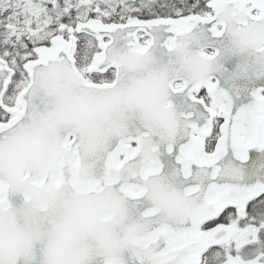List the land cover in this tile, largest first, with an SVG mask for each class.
<instances>
[{"label": "snow or ice", "instance_id": "snow-or-ice-1", "mask_svg": "<svg viewBox=\"0 0 264 264\" xmlns=\"http://www.w3.org/2000/svg\"><path fill=\"white\" fill-rule=\"evenodd\" d=\"M0 264H264V0H0Z\"/></svg>", "mask_w": 264, "mask_h": 264}]
</instances>
